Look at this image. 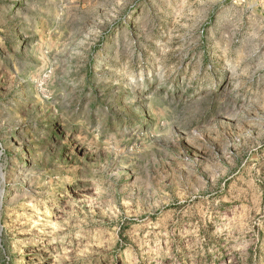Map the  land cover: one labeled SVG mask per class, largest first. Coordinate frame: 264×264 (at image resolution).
<instances>
[{
    "label": "rangeland",
    "instance_id": "1",
    "mask_svg": "<svg viewBox=\"0 0 264 264\" xmlns=\"http://www.w3.org/2000/svg\"><path fill=\"white\" fill-rule=\"evenodd\" d=\"M0 264H264V0H0Z\"/></svg>",
    "mask_w": 264,
    "mask_h": 264
}]
</instances>
